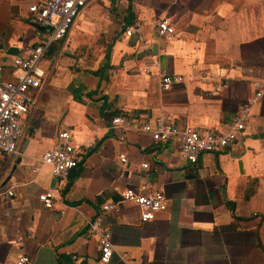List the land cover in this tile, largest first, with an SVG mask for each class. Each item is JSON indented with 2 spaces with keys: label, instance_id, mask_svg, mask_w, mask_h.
I'll return each mask as SVG.
<instances>
[{
  "label": "crops",
  "instance_id": "1",
  "mask_svg": "<svg viewBox=\"0 0 264 264\" xmlns=\"http://www.w3.org/2000/svg\"><path fill=\"white\" fill-rule=\"evenodd\" d=\"M29 4L0 0L6 81L16 80L11 60L47 32L31 22ZM163 19L175 29L170 39L158 36ZM132 25L139 31L124 35ZM40 67L18 153L0 156V191L14 192L0 200V264L23 255L31 264H98L86 222L146 181L163 191L167 209L147 222L130 202L104 215L115 249L109 264H264V94L249 108L242 139L196 164L175 142L134 129L162 116L181 128L225 131L264 83V0H93ZM164 74L182 80L163 92ZM115 116L131 127L111 130ZM60 131L87 149L65 179L40 162ZM48 191L50 209L38 199Z\"/></svg>",
  "mask_w": 264,
  "mask_h": 264
},
{
  "label": "built area",
  "instance_id": "2",
  "mask_svg": "<svg viewBox=\"0 0 264 264\" xmlns=\"http://www.w3.org/2000/svg\"><path fill=\"white\" fill-rule=\"evenodd\" d=\"M93 0H30L28 11L33 23L43 26L47 32L37 45L28 48L24 55L14 57L10 68L16 73L15 81H6L3 67L0 66V156H11L18 153V142L23 135V119L34 105L32 90L41 85L44 71L40 67L42 58L52 43L65 39L79 13ZM140 27H126L124 35L131 37ZM158 36L170 39L175 34L172 24L163 19L158 22ZM181 77L161 76L160 85L163 92H168L173 84L179 83ZM264 94V83L254 84V94L243 104L232 123L225 131L199 130L189 127H178L164 117L153 122H139L134 125L137 132L150 135L160 143L175 142L181 158L189 164H196L204 153H216L234 147L245 133V122L249 119V108L256 104ZM131 121L125 116H115L109 123L111 130L127 129ZM87 155L84 146L76 145L69 131L57 134L56 144L43 153L40 162L48 166L53 177L65 179ZM119 161L126 166L128 160L120 156ZM146 168L147 165H143ZM14 196L12 190L0 191V200H8ZM118 203L101 205V212L86 222L88 237L97 239L99 256L98 264H109L115 249L110 229L103 222L106 214H119L120 204L133 203L140 212L142 222L153 220L159 213L167 209V200L163 191L151 182H144L136 189H126ZM39 201L46 209L52 208L51 191L40 194ZM76 260L75 257H73ZM127 259V254L121 255ZM10 264H31L29 257L23 255Z\"/></svg>",
  "mask_w": 264,
  "mask_h": 264
},
{
  "label": "water",
  "instance_id": "3",
  "mask_svg": "<svg viewBox=\"0 0 264 264\" xmlns=\"http://www.w3.org/2000/svg\"><path fill=\"white\" fill-rule=\"evenodd\" d=\"M37 28H40V29H43V30H45V31H47V29L46 28H44L43 26H41V25H38V24H34ZM147 54V52H145L144 53V55H146ZM260 137V136H259ZM261 137H263V135L261 136ZM258 138V137H257Z\"/></svg>",
  "mask_w": 264,
  "mask_h": 264
},
{
  "label": "rangeland",
  "instance_id": "4",
  "mask_svg": "<svg viewBox=\"0 0 264 264\" xmlns=\"http://www.w3.org/2000/svg\"><path fill=\"white\" fill-rule=\"evenodd\" d=\"M93 55V54H92Z\"/></svg>",
  "mask_w": 264,
  "mask_h": 264
},
{
  "label": "trees",
  "instance_id": "5",
  "mask_svg": "<svg viewBox=\"0 0 264 264\" xmlns=\"http://www.w3.org/2000/svg\"><path fill=\"white\" fill-rule=\"evenodd\" d=\"M113 118V117H112Z\"/></svg>",
  "mask_w": 264,
  "mask_h": 264
}]
</instances>
